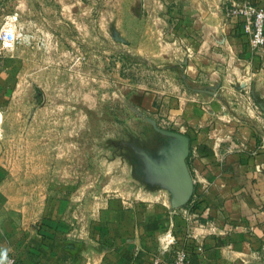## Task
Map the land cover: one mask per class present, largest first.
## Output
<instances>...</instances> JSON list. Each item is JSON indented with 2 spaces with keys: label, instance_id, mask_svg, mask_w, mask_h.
Wrapping results in <instances>:
<instances>
[{
  "label": "crops",
  "instance_id": "0c3cea01",
  "mask_svg": "<svg viewBox=\"0 0 264 264\" xmlns=\"http://www.w3.org/2000/svg\"><path fill=\"white\" fill-rule=\"evenodd\" d=\"M245 1L264 9V0L149 3L175 10L170 21L180 26L160 54L149 52V63L165 73L162 95H149L189 140L190 153L200 154L192 165L187 160L189 202L176 207L191 186L176 159L184 142L169 137L172 156L153 167L165 177L147 181L149 198L101 196L85 204L82 218L67 202L35 220L25 208L18 224L0 146V251L19 264H152L160 240L173 234L191 264H252L264 251V48L252 51L242 22L228 14ZM5 77L0 68V91Z\"/></svg>",
  "mask_w": 264,
  "mask_h": 264
},
{
  "label": "rangeland",
  "instance_id": "374dc122",
  "mask_svg": "<svg viewBox=\"0 0 264 264\" xmlns=\"http://www.w3.org/2000/svg\"><path fill=\"white\" fill-rule=\"evenodd\" d=\"M150 2L0 0V146L18 224L25 208L35 220L67 202L82 218L101 196L149 198L147 181L163 171L153 167L172 156L163 131L179 127L150 96L162 95L165 73L148 55L180 32L177 12ZM252 258L264 264V251Z\"/></svg>",
  "mask_w": 264,
  "mask_h": 264
},
{
  "label": "built area",
  "instance_id": "2783aa9c",
  "mask_svg": "<svg viewBox=\"0 0 264 264\" xmlns=\"http://www.w3.org/2000/svg\"><path fill=\"white\" fill-rule=\"evenodd\" d=\"M230 16L242 22L244 33L249 38L252 51L264 48V9L254 2L245 1L234 3L229 13ZM4 43L15 44L16 33L6 30L1 36ZM197 150H194L196 152ZM20 260L8 254L5 264H19ZM152 264H191V255L185 244H181L173 234L164 235L160 240L159 251L153 256Z\"/></svg>",
  "mask_w": 264,
  "mask_h": 264
},
{
  "label": "water",
  "instance_id": "95a60500",
  "mask_svg": "<svg viewBox=\"0 0 264 264\" xmlns=\"http://www.w3.org/2000/svg\"><path fill=\"white\" fill-rule=\"evenodd\" d=\"M163 134L168 136V137H175V138L181 139L184 142V150H182V152H179L176 159L179 160V163H181V166L186 171V175L188 177V180H189V183L191 186V192L186 199L181 200V201L176 203V207L178 208V207H182V206L186 205L189 202L190 197H191L192 192H193V183L194 182L190 176V172H189L188 164H187V160L190 157V144H189V140L187 138L181 136L180 134L172 133V132H166V131H163ZM160 167H164V166H160ZM164 175H165L164 172L160 173L158 176H156V178H163V177H165Z\"/></svg>",
  "mask_w": 264,
  "mask_h": 264
},
{
  "label": "clouds",
  "instance_id": "9594fccd",
  "mask_svg": "<svg viewBox=\"0 0 264 264\" xmlns=\"http://www.w3.org/2000/svg\"><path fill=\"white\" fill-rule=\"evenodd\" d=\"M7 260H8L7 250L0 251V264H5Z\"/></svg>",
  "mask_w": 264,
  "mask_h": 264
},
{
  "label": "trees",
  "instance_id": "16d2710c",
  "mask_svg": "<svg viewBox=\"0 0 264 264\" xmlns=\"http://www.w3.org/2000/svg\"><path fill=\"white\" fill-rule=\"evenodd\" d=\"M197 205V204H196ZM196 205H194V206H196Z\"/></svg>",
  "mask_w": 264,
  "mask_h": 264
}]
</instances>
